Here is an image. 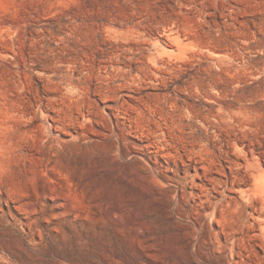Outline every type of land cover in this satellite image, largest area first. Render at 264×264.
Segmentation results:
<instances>
[{
  "label": "rangeland",
  "instance_id": "rangeland-1",
  "mask_svg": "<svg viewBox=\"0 0 264 264\" xmlns=\"http://www.w3.org/2000/svg\"><path fill=\"white\" fill-rule=\"evenodd\" d=\"M0 264H264V0H0Z\"/></svg>",
  "mask_w": 264,
  "mask_h": 264
}]
</instances>
